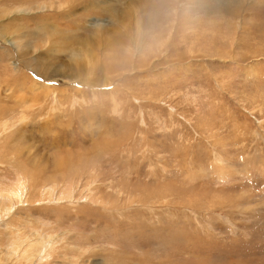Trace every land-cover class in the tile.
<instances>
[{
  "label": "rangeland",
  "instance_id": "rangeland-1",
  "mask_svg": "<svg viewBox=\"0 0 264 264\" xmlns=\"http://www.w3.org/2000/svg\"><path fill=\"white\" fill-rule=\"evenodd\" d=\"M14 192L0 264H264V0H0Z\"/></svg>",
  "mask_w": 264,
  "mask_h": 264
},
{
  "label": "bare ground",
  "instance_id": "bare-ground-1",
  "mask_svg": "<svg viewBox=\"0 0 264 264\" xmlns=\"http://www.w3.org/2000/svg\"><path fill=\"white\" fill-rule=\"evenodd\" d=\"M66 2V1H65ZM29 6H31V5H29ZM28 6V7H29ZM58 6H59V4H58ZM67 6V5H66ZM17 7V6H16ZM15 8V7H14ZM21 8V7H20ZM19 8V9H20ZM23 8H24V6H23ZM31 8V7H30ZM28 9V8H26V9H28L27 10V14L29 13V12H31L32 11V8L31 9ZM22 9V8H21ZM34 9H35V7H34ZM22 11V10H21ZM29 11V12H28ZM17 12V11H16ZM6 13V12H5ZM15 13V12H14ZM25 14V13H24ZM32 14V13H31ZM14 15V14H13ZM17 15V14H16ZM21 184V183H20ZM20 194V193H19ZM0 195H2V194H0ZM6 195H8V194H6ZM14 195H18L16 192H14L13 193V196H11L10 197V195L9 196H4V197H2V200L0 201V203H1V205H0V217H5L8 213H10L19 203H20V199L18 198V196H17V199H15V198H13L14 197ZM1 197V196H0ZM19 197H20V195H19ZM19 228V227H18ZM29 232V231H28ZM26 233V232H25ZM30 234V233H29ZM32 234V233H31ZM35 234H37V233H35ZM17 235V234H16ZM28 235V234H27ZM43 235V234H42ZM19 236H21V234L19 235ZM30 236V235H29ZM35 236H37V235H35ZM14 237H15V235H14ZM18 237V236H17ZM17 237H15V238H17ZM25 237V236H24ZM39 237H41L42 238V236H39ZM43 237H44V235H43ZM36 238H38V237H36ZM38 238L37 240H36V243H37V245H38V250L35 252V254L34 255H36L35 257L36 258H33L34 256L32 255V254H28V252H30V251H26V252H24V255H26L27 256V258H28V260H31V259H37V258H43L44 256H46L47 255V250L48 249H50V247H51V245H52V241H50V239L49 238ZM22 239V238H21ZM16 240V239H15ZM25 240H27V239H25ZM28 240H30V238L28 239ZM35 240V239H34ZM52 240V239H51ZM17 241H19V240H17ZM31 241V240H30ZM32 241H33V239H32ZM29 242V241H28ZM33 242H35V241H33ZM15 243V242H14ZM19 243V242H18ZM25 243H27V241H25L23 244L25 245ZM30 243V242H29ZM32 243V242H31ZM28 245V244H27ZM33 245H36L35 243L33 244ZM17 246H19L20 247V245H17ZM28 246H30V245H28ZM32 246V245H31ZM6 247V246H5ZM22 247V246H21ZM30 248V247H29ZM29 248H28V250H29ZM32 248V247H31ZM34 248V247H33ZM32 248V249H33ZM1 249V248H0ZM4 249V248H3ZM12 249H14V248H12ZM8 250V249H7ZM15 250V249H14ZM13 250V251H14ZM20 250V249H19ZM27 250V249H26ZM9 251V250H8ZM1 252V251H0ZM7 252V251H6ZM20 252H22V250L20 251ZM34 252V251H33ZM10 253V252H9ZM17 253V252H16ZM2 254V253H1ZM4 254V253H3ZM19 254V253H18ZM17 254V255H18ZM20 255V254H19ZM5 256H6V254H5ZM14 256V255H13ZM16 256V255H15ZM21 256H22V254H21ZM26 256H25V258H26ZM19 257V256H18ZM82 258V257H81ZM6 259V258H5ZM27 260V259H26ZM44 260H46V259H44ZM27 263H28V261H26ZM31 262V261H30ZM35 262H37L36 260H35ZM32 263V262H31ZM29 264V263H28Z\"/></svg>",
  "mask_w": 264,
  "mask_h": 264
},
{
  "label": "snow or ice",
  "instance_id": "snow-or-ice-1",
  "mask_svg": "<svg viewBox=\"0 0 264 264\" xmlns=\"http://www.w3.org/2000/svg\"><path fill=\"white\" fill-rule=\"evenodd\" d=\"M39 79V77H37Z\"/></svg>",
  "mask_w": 264,
  "mask_h": 264
}]
</instances>
